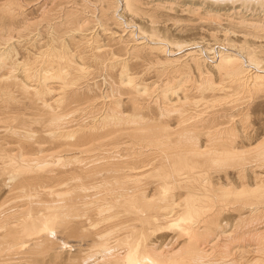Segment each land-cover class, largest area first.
<instances>
[{
  "label": "bare ground",
  "instance_id": "obj_1",
  "mask_svg": "<svg viewBox=\"0 0 264 264\" xmlns=\"http://www.w3.org/2000/svg\"><path fill=\"white\" fill-rule=\"evenodd\" d=\"M0 264H264V0H0Z\"/></svg>",
  "mask_w": 264,
  "mask_h": 264
},
{
  "label": "rangeland",
  "instance_id": "obj_2",
  "mask_svg": "<svg viewBox=\"0 0 264 264\" xmlns=\"http://www.w3.org/2000/svg\"><path fill=\"white\" fill-rule=\"evenodd\" d=\"M33 8H35V7H33V5H32V6L29 8V11H32ZM246 14H248V12H247ZM246 102H247L248 106H249L250 104H252L251 106H252V108H253V107L257 106V104H259L260 101H259L258 99L254 100V101L250 99V100H247ZM246 102H245V103H246ZM251 102H252V103H251ZM253 102H254V103H253ZM244 106H245V105H244ZM251 120H252L254 123H256V121H257V119L254 118V117H253ZM256 124H257V123H256Z\"/></svg>",
  "mask_w": 264,
  "mask_h": 264
}]
</instances>
